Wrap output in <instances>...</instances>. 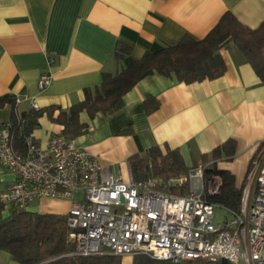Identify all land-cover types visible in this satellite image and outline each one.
I'll list each match as a JSON object with an SVG mask.
<instances>
[{
	"label": "crops",
	"instance_id": "crops-1",
	"mask_svg": "<svg viewBox=\"0 0 264 264\" xmlns=\"http://www.w3.org/2000/svg\"><path fill=\"white\" fill-rule=\"evenodd\" d=\"M226 11L256 27L264 20V0H0V98H21L17 110L32 107L30 98L39 107H68L83 98L85 87L100 82L103 70L114 72L185 34L201 38ZM118 41L130 46L121 64L113 58ZM219 52L226 69L215 78L187 83L173 73L153 71L125 92L123 105L111 114L90 117L80 111L88 129L73 140L97 154L106 171L127 179L129 156L148 147L177 148L192 166L233 138L235 154L220 166L229 168L236 187L243 188L264 140V82L233 41ZM48 57L54 58L50 64ZM45 70L52 78L40 90L37 80ZM147 95L159 102L151 112L143 106ZM9 114L8 105L0 108V120ZM38 120L31 135L45 145L56 125L45 114ZM14 179L0 162V191ZM68 207V199L40 197L24 208L3 205L0 221L15 209L66 214ZM0 264L20 263L0 249Z\"/></svg>",
	"mask_w": 264,
	"mask_h": 264
},
{
	"label": "built area",
	"instance_id": "built-area-1",
	"mask_svg": "<svg viewBox=\"0 0 264 264\" xmlns=\"http://www.w3.org/2000/svg\"><path fill=\"white\" fill-rule=\"evenodd\" d=\"M53 60L48 57V64ZM51 78L50 71H42L38 89ZM30 104L39 107L35 98ZM25 140V149L18 151L9 126H0V162L15 174L0 191V203L24 208L40 197L68 199V237L75 253L264 264V140L259 163L242 188L239 210L208 199L219 191L221 180L216 173L204 172L207 164L166 180L135 179L131 173L125 179L106 171L97 154L65 134H52L45 145L32 135ZM162 183L178 189L189 183L190 191H169ZM216 206L226 210L218 222Z\"/></svg>",
	"mask_w": 264,
	"mask_h": 264
},
{
	"label": "trees",
	"instance_id": "trees-1",
	"mask_svg": "<svg viewBox=\"0 0 264 264\" xmlns=\"http://www.w3.org/2000/svg\"><path fill=\"white\" fill-rule=\"evenodd\" d=\"M227 41H233L252 65L254 71L264 82V20L256 27L240 22L233 13L226 11L219 21L201 38L185 34L177 43L167 44L157 50H148L143 55L118 70H103L98 84L84 88L82 99L74 100L68 107L50 104L44 107L17 110L15 97L0 98V108L8 105V119L0 120V126L8 125L12 132L15 148L23 151L26 137L39 126V117L45 114L56 125V133L75 137L88 129V125L79 120V113L85 110L90 117L100 112L104 116L111 114L123 105V95L145 75L157 71L178 80L192 82L211 79L221 75L226 65L219 52ZM130 53V46L118 41L113 58L118 64ZM158 100L152 95L143 99L146 112L158 107ZM33 137V136H32ZM235 140L228 138L203 153L201 162L207 164L205 173H216L221 180L217 193L208 196L233 210H239L242 188L236 187L234 175L220 161L230 160L235 154ZM255 157V156H254ZM133 178L146 179L153 176L163 180L188 173L195 165L187 166L177 148L158 145L148 147L142 153L129 156ZM210 161V163H207ZM166 190L189 192V183L177 188L174 185L161 184ZM3 204L0 203V211ZM0 249L10 253L20 264H230L226 259H195L171 261L158 259L147 253L131 255L126 261L124 255L98 253L80 255L68 237L67 213H40L25 209H15L11 217L0 221Z\"/></svg>",
	"mask_w": 264,
	"mask_h": 264
},
{
	"label": "rangeland",
	"instance_id": "rangeland-1",
	"mask_svg": "<svg viewBox=\"0 0 264 264\" xmlns=\"http://www.w3.org/2000/svg\"><path fill=\"white\" fill-rule=\"evenodd\" d=\"M198 164H203V162L200 161L199 163L195 164V166H197ZM77 194L79 195L80 193L77 192ZM67 211H68V209H67ZM225 213H226V210H225L223 207H221V206H216V207H215V210H214V221H215V222L220 221V220L222 219V216H223ZM124 256H125V258H126V261H129V260H130L131 255H124Z\"/></svg>",
	"mask_w": 264,
	"mask_h": 264
},
{
	"label": "water",
	"instance_id": "water-1",
	"mask_svg": "<svg viewBox=\"0 0 264 264\" xmlns=\"http://www.w3.org/2000/svg\"><path fill=\"white\" fill-rule=\"evenodd\" d=\"M194 181H195V179L192 180V182H194Z\"/></svg>",
	"mask_w": 264,
	"mask_h": 264
}]
</instances>
